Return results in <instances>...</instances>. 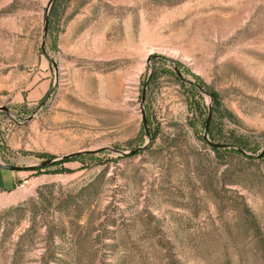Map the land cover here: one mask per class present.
I'll return each instance as SVG.
<instances>
[{"label":"rangeland","instance_id":"374dc122","mask_svg":"<svg viewBox=\"0 0 264 264\" xmlns=\"http://www.w3.org/2000/svg\"><path fill=\"white\" fill-rule=\"evenodd\" d=\"M47 2L0 0V264H264V0Z\"/></svg>","mask_w":264,"mask_h":264},{"label":"water","instance_id":"95a60500","mask_svg":"<svg viewBox=\"0 0 264 264\" xmlns=\"http://www.w3.org/2000/svg\"><path fill=\"white\" fill-rule=\"evenodd\" d=\"M53 0H48L47 2V7H46V10L48 11L51 4H52ZM47 15L45 16V24H44V37L46 35V32H47V26H48V22H47ZM44 44V41L42 42V46ZM198 88L200 90L201 87L198 86ZM143 95H142V98H141V101H143ZM9 111V109L7 107H0V112H4V113H7ZM211 116H212V110H211V107L209 106L208 107V114H207V118H206V121H205V126H204V133H203V139L207 142H209L211 144V146L213 147H224L223 145H220V144H217V143H213L211 141H209L208 139V128H209V123H210V120H211ZM143 127H144V130H145V134L148 136V129H147V125H146V121H145V118L143 117ZM139 149H136L134 151L131 152V154H134L135 152H137ZM89 153H94V152H81V153H74V154H71V155H68V156H64L60 161H65V160H68L70 158H73V157H77V156H81V155H87ZM55 161H52V160H47L43 163H41L39 166L37 167H40V168H43L45 166H48L50 165L51 163H54ZM0 169H3V170H7V171H20L22 168H19V167H15V166H6V165H3L0 163Z\"/></svg>","mask_w":264,"mask_h":264},{"label":"crops","instance_id":"0c3cea01","mask_svg":"<svg viewBox=\"0 0 264 264\" xmlns=\"http://www.w3.org/2000/svg\"><path fill=\"white\" fill-rule=\"evenodd\" d=\"M2 171L3 169H0V189L9 190V191H14V189H16L17 184L21 180L26 178L27 176L25 175L26 173H28L25 170H20V171H9L6 174H4Z\"/></svg>","mask_w":264,"mask_h":264},{"label":"trees","instance_id":"16d2710c","mask_svg":"<svg viewBox=\"0 0 264 264\" xmlns=\"http://www.w3.org/2000/svg\"><path fill=\"white\" fill-rule=\"evenodd\" d=\"M55 0H53V2H54ZM53 2H52V4H53ZM52 4H51V9H52ZM53 9H54V7H53ZM192 89H195V94L197 93L198 94V92H197V90H196V88H194V87H192ZM211 95V97L213 98V101L214 102H216V99H217V96H216V94H214V93H211L210 94ZM154 137V136H153ZM152 137V138H153ZM209 143V142H208ZM209 145L211 146V144L209 143ZM245 144L243 143V142H241V144H240V148H241V150H237L236 152L237 153H242L243 151H242V149H245ZM211 149L214 151V152H218V151H220V148L219 147H213V146H211ZM76 159H78V158H73V159H71L70 161H74V160H76ZM62 163V162H61ZM31 171H34V172H37V171H39L40 170V168H31L30 169Z\"/></svg>","mask_w":264,"mask_h":264},{"label":"built area","instance_id":"2783aa9c","mask_svg":"<svg viewBox=\"0 0 264 264\" xmlns=\"http://www.w3.org/2000/svg\"><path fill=\"white\" fill-rule=\"evenodd\" d=\"M28 185V180H22L18 185L17 188L18 189H26Z\"/></svg>","mask_w":264,"mask_h":264}]
</instances>
